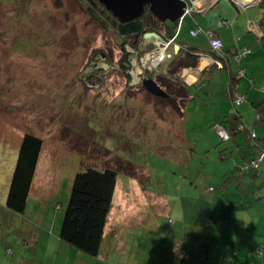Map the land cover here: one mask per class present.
Listing matches in <instances>:
<instances>
[{"label":"rangeland","instance_id":"1","mask_svg":"<svg viewBox=\"0 0 264 264\" xmlns=\"http://www.w3.org/2000/svg\"><path fill=\"white\" fill-rule=\"evenodd\" d=\"M28 1L30 6L26 8ZM228 7L233 9V5L227 0H221L217 4V8H221L223 12ZM27 33L36 39L28 53ZM24 40L26 47L23 45ZM144 40L150 45L145 51L146 57L156 40L152 37ZM119 41L112 28L103 27L100 20L91 15L80 0H0V84L3 85L0 89L7 94L5 99L0 98V161L4 162L0 164V189L4 187L5 180L11 183L24 134L35 131L43 137L44 142L37 162V166L40 163L39 178L36 181V193L32 190V195L35 196L33 200H28L22 213L10 210L12 214L9 217L4 215L7 207L4 203L3 206L0 204V264H21L23 257L32 258L29 246L22 245L23 242L36 244L40 238L35 253H42L43 238L39 235L43 229L53 227L56 222L62 223L74 176L82 168V164H97L99 167L105 163L110 164L111 159L102 162L104 150L100 148L96 154H85L83 161L86 147L93 141L106 144L118 154L124 149L128 158L140 166L141 171L147 172L152 167L155 178L148 185V181L140 182L146 176L144 173L139 174V181L135 175L119 172L111 185L110 211L99 254L87 255L74 246L68 264H141L148 260L147 251L139 249L147 248L150 251L158 235L147 222V217L153 218L158 212L152 202H149V196L156 200L158 191L164 190L159 179L174 172L153 168L158 166L160 160L155 155L149 157L147 140H128L118 134L114 137L107 136L106 133L110 134L112 130L115 132V127L103 132V100L116 103L121 96L129 95L131 91L137 92V95L149 96L139 87L141 82L137 73L131 71L132 78L128 81L122 73L118 64L122 54ZM128 49L131 50L130 47ZM169 58L171 57L167 55L157 69L167 68ZM151 61L152 58L141 65L139 59L133 56V71H136V67H152ZM178 63L179 61L173 60L172 66H177ZM214 71L207 86L213 89L212 95L216 92L221 95L223 87L229 81L228 69L217 66ZM81 76L84 80L80 79ZM10 90L14 92L9 93ZM6 98L14 102L11 103ZM123 111L127 114L131 109L123 106L120 112ZM142 120L143 118L134 122L139 127ZM77 125L78 130L75 129ZM104 125L110 127L107 123ZM217 133L221 137L218 139V146L225 143L226 149H229L222 167L232 170L235 154L231 155L230 152L235 146L229 140H224V136L218 131ZM193 136H200L201 141L204 139L198 131ZM64 137L67 139H63ZM112 138L115 144H112ZM120 145L123 146L120 148ZM156 148H161L159 141ZM222 148H217L216 152V149L206 151L204 147H200L193 156L194 160L205 162L210 158L209 154L215 153L218 161ZM198 153L203 156L198 158ZM116 162L113 159V164ZM228 173L232 175L231 172ZM89 177L96 189L100 190L105 182L115 178V174L111 171L103 173L90 170ZM256 184L258 181L254 182V187ZM218 190L211 191V194L218 193ZM141 192L143 195L138 197L137 193ZM41 201L44 205L37 206ZM128 203L130 206L127 208ZM140 220L143 222L138 223L139 227L135 222ZM29 226L28 236H22L21 230L26 231L25 228ZM191 231L193 230L188 233ZM7 244L11 246L10 250L7 249L8 254ZM51 250L52 244L49 245V253ZM58 264L64 263L60 260Z\"/></svg>","mask_w":264,"mask_h":264},{"label":"crops","instance_id":"2","mask_svg":"<svg viewBox=\"0 0 264 264\" xmlns=\"http://www.w3.org/2000/svg\"><path fill=\"white\" fill-rule=\"evenodd\" d=\"M220 1L195 0L193 9L184 15L179 28L176 30L177 36L172 49L173 52L174 49L176 52L179 48L192 45L195 56H197L195 66L183 67L179 72L180 77L188 84L199 85L195 89L196 96L187 105L186 114L182 120L171 118L163 126L165 135H167L166 140L173 141L174 145L178 143L186 145L185 149L189 153L193 152L192 149L197 152L200 147H204L206 151L216 149L217 152V148L225 144L218 146L220 136L217 133V128L222 126L221 122L224 120L226 112H235L236 110L240 112L245 122L254 123L257 137L262 138L261 145L264 147V121H255L261 115L256 111V104L264 100V7L261 4L242 7L227 0L233 5V9L228 7L223 12L221 8H217ZM244 1L246 3L247 1L251 2V0ZM198 27H202L206 31H213L216 36L222 38L224 45L220 53L211 51L210 36L206 32L195 36L191 34V30ZM177 43L180 45L179 48L176 47ZM242 49H250L251 51L241 58L235 57L234 53ZM223 55L232 58L234 69L231 71L235 74H238L241 68L246 71L244 76L236 77L234 80L235 92L245 96L239 104L234 105L227 86L223 87V94L221 95H217V92L212 95V88L207 94L201 90L207 85L206 82L212 79L216 69L215 65H222L221 56ZM239 61L241 62L239 63ZM208 62L212 64L207 66ZM237 74L236 76H238ZM234 108L235 110H232ZM182 125L184 127L183 136H179L180 129H183ZM195 131L203 135L202 141L199 140L200 136L194 138ZM261 149L264 148L258 147L256 153L258 154ZM240 150H243L241 145L239 152ZM156 152H159L158 148H156ZM198 156L200 158L203 155L198 153ZM208 156L210 158L206 161L210 167V164L214 165L213 161L216 155L211 153ZM192 160L193 163L191 161V165L184 171V175L172 173L159 179L163 183L164 190L158 191L159 194L155 195L156 200L149 196V202H152L154 209H157L158 212L153 218L147 217V222L158 235L155 243L151 245L150 251L147 248L139 249V251H147L148 253V260L141 264H264V249L263 255H255L245 249V247L250 248L251 244L259 246L260 243H264V161L261 164L262 170L257 173L258 175L246 177L247 182L240 189L229 186V189L223 191L224 189L221 187L225 185L220 181H218L220 183L218 186H213L208 182L210 169L204 165V162H197L194 157ZM1 163L4 162L0 161ZM39 168L40 163L36 167L32 186L35 193ZM227 171L225 170L223 178H226ZM235 179L237 178L232 177L226 183L229 185ZM257 181L258 184L254 187V182ZM9 187L10 182L5 180L4 187L0 189V204L4 203L6 207ZM217 189H219L218 193L211 194V191ZM142 193H137L138 197L142 196ZM258 193L259 197L254 198ZM32 194L29 197V202L33 200ZM209 199H220L224 203V206L216 208L217 215L220 216L219 221L212 220V224L216 226L220 224L222 228L229 224L230 227L221 239L216 238L207 249L199 243V240L194 241L192 233L199 229L198 218L202 214L201 212H205V208L208 207L206 203ZM129 206L128 203L127 208ZM7 208L4 210V215L9 217L12 212ZM226 218L231 219V223H228ZM131 220L133 221L132 217ZM139 222H143V220L135 222L136 225ZM138 226L140 227V225ZM60 227L61 223L56 222L53 227L42 230L39 235L43 238L42 253L40 254L35 253L40 238L36 244L23 242L22 245L29 246V255L33 257H23L21 264H58L60 260L64 264H68L70 254L75 247L59 236ZM30 228L31 226L25 228L26 231L21 230L22 236H28L27 232L30 231ZM189 230L193 231L188 233ZM236 232H242L238 239L244 240L245 244L241 246L240 254L233 256L226 251V245L229 242V237L235 236ZM50 244L53 245L51 253H49ZM8 247L11 246L6 245V252ZM219 249H223V253ZM251 260H253L252 263Z\"/></svg>","mask_w":264,"mask_h":264},{"label":"trees","instance_id":"3","mask_svg":"<svg viewBox=\"0 0 264 264\" xmlns=\"http://www.w3.org/2000/svg\"><path fill=\"white\" fill-rule=\"evenodd\" d=\"M80 1L85 4L86 10L90 11L91 15L100 20L103 27L112 28V31H114L120 39L119 47L122 54L118 60V64L121 67L122 73L126 75L125 78L127 81L130 77L132 78L131 71L134 65L131 63V59L133 56L137 57L140 61L144 57L145 51L150 48L149 43L144 40L146 39L145 35L148 32H156L161 36H166L168 33L172 34L177 28L178 23L162 22L151 13L148 7L140 17L129 21H121L107 9L100 0ZM260 4L264 7V0H262ZM29 6L30 4L28 1L25 7L27 8ZM27 37L28 53L32 50L36 43V39L30 33H27ZM23 45L26 47V40L23 41ZM128 47H130L131 50L128 49ZM193 47L192 45H188L185 48H179L178 52H175L174 49L171 58H169V65L167 68H159L157 70L147 69L145 71L148 76L153 77L168 93L167 97L154 95L147 91L142 83H139V87L149 95L148 97L141 96V94L137 95V92L131 91L129 95L121 96L120 101H116V103H111L112 100H103V132L106 133L108 129L115 127V132L112 130L110 134L106 133L107 136L114 137L115 134H118L119 137H126L128 140H147L149 143V157L155 155L156 158L160 160L158 166H153V168L177 174L180 173V175H184V171L191 165L195 151L192 149L193 152L189 153L187 149H185L186 145L181 143L174 145L173 141H167V135H165L163 126L166 124V121H169L171 118L182 120L186 114L185 110L187 105L196 96L195 89L199 87V85H190L179 75L183 67L196 65L197 56H195ZM250 51V49L237 50L234 56L241 58ZM221 58L223 60L221 67H226L229 74L227 90L229 91L234 105L239 104L244 98H242L240 102H237L236 98L238 96H245L235 92L236 85L234 84V80L236 77L244 76L246 71L244 68H241L238 74L236 73L238 76H236V74L231 71L234 69L232 58L231 61L228 60L229 56L226 55L221 56ZM173 60L179 61L177 66H172ZM240 62L241 61H239V63ZM217 66L219 65H215V67ZM80 79L84 80L82 76ZM251 80L253 81V79ZM0 87H3V85L0 84ZM210 89L211 87L206 85L201 90L207 94L210 92ZM11 92H14V90L9 91V93ZM6 95L7 94L0 89V98L4 97L5 99ZM130 98L132 99L129 102ZM6 100L9 101L10 99L6 98ZM10 101L11 103L14 102L13 100ZM115 105H117V107H115ZM123 106L130 107L131 112L127 114H124V111L120 112ZM233 110H235V108ZM256 111L261 115L257 117L255 121H264V100L256 104ZM224 115L225 118L221 124L224 125L229 134L224 140H229L230 143L234 144L235 147L231 149L230 153L231 155H237L233 159L234 168L232 170L228 167H224L231 172L232 175L227 171V179L223 178L225 176V171L222 167V163L229 155V149H226V145H223V148L219 151L220 160L217 161L215 158L213 161L214 165H211L212 167H208L207 161L204 162V165L210 169L208 172V176L210 177L208 182L213 186H218L220 184L218 181H220L225 185L221 187L224 189L223 191L229 189V186L240 189L242 185L247 182L245 180L246 177H255L258 175L257 173L262 170L261 164L264 161V149H261L258 154L256 153L258 147H264L261 145L262 138L257 137L254 123L249 124L245 122L242 115L237 110L235 112H226ZM141 118H143V120L138 127L134 121H138ZM104 123H107L111 128L106 127ZM78 128L79 126L77 125L75 129L78 130ZM160 132L162 133L159 135ZM183 132L184 127L180 129L178 135L183 136ZM63 139L67 138L64 137ZM158 141L161 148L158 149L159 152L157 153L156 144ZM91 144L86 147L83 161L85 160V154H96L98 152L97 149L100 148L102 151L104 150L102 162L104 163L107 162L106 159H111L109 161L110 164L107 165V163H105L103 166L99 167L97 164L89 165L84 162L85 164H82V168L76 172L73 186L69 191L70 197L65 216L61 223L59 236L74 245L80 252L96 256L100 252L104 239V228L106 227L110 211V190L112 183L116 180V175L119 172H124L126 175L137 176L139 180V174L144 173L146 176L139 181L142 183L148 181V185H150L153 178H155V173L153 174L152 167H149L147 172L141 171L139 169L140 166L128 158V153L125 152L124 149H121V154H118L115 152L116 150L108 147L104 143L93 141ZM112 144H115L113 138ZM240 145L243 150L239 152ZM43 146V137H41L39 133L27 131L24 134L6 197V205L9 210L13 212L22 213L25 211L29 197L32 194L36 166ZM121 146L123 145L118 147L121 148ZM92 151L94 153H92ZM112 158L117 160L115 164H113ZM90 170L103 173L111 171L115 174V178H113L112 181L105 182L104 186L100 187V190H97V187L93 185L89 177ZM143 170H145V168H143ZM84 175L87 177L84 178ZM232 177L237 179L233 180L228 185L226 181ZM248 183H250V181H248ZM258 195L259 193L255 195L254 198L259 197ZM32 196L35 197L34 195ZM39 204L44 205L42 201L41 203H37V206ZM206 204L208 207L205 208V212H201L202 214L198 218L200 227L192 233L194 241L196 242L199 240V243L203 244L205 248L214 243L216 238L221 239L225 231L230 227L229 224L224 228H222L220 224L217 226L212 224V220H216V222L219 221L220 216L218 217L216 208L218 206H224L222 200L209 199ZM226 219L228 223H231V219ZM241 233L242 232H236L235 236H230L229 242L226 245V251L233 254V256L240 254L242 250L241 246L245 244L244 240L238 239L242 235ZM8 248L11 249V247ZM245 249L249 250L252 254L263 255L264 243H260L259 246L251 244L250 248L245 247ZM219 250L223 253V249ZM177 254L180 255L179 253Z\"/></svg>","mask_w":264,"mask_h":264},{"label":"water","instance_id":"4","mask_svg":"<svg viewBox=\"0 0 264 264\" xmlns=\"http://www.w3.org/2000/svg\"><path fill=\"white\" fill-rule=\"evenodd\" d=\"M115 16L121 21H129L144 14L146 7L151 13L163 22H181L187 13L188 6L194 0H100ZM236 3L235 0H229ZM262 0H254L253 3H246L247 6H258ZM241 0L238 1L240 3ZM249 4V5H248ZM244 7V6H242ZM146 36L161 38L156 32H148ZM179 48V44H176ZM212 51V50H211ZM213 52V51H212ZM212 57V56H211ZM231 61V58L228 59ZM208 64V65H207ZM209 66L212 63H207ZM143 75V70H139V78ZM142 83L147 91L154 95L167 97L168 93L151 76H142Z\"/></svg>","mask_w":264,"mask_h":264},{"label":"clouds","instance_id":"5","mask_svg":"<svg viewBox=\"0 0 264 264\" xmlns=\"http://www.w3.org/2000/svg\"><path fill=\"white\" fill-rule=\"evenodd\" d=\"M195 1V0H194ZM247 3H253V2H250V1H247ZM235 4H238V5H240V6H244V7H246L247 6V4H246V2L244 1V0H241V2L240 3H238V2H236ZM193 5H194V2H193V4H191V5H189L188 6V9H187V13L191 10V9H193ZM249 5V4H248ZM166 22H168V21H166ZM168 23H172V22H168ZM178 24H177V28H176V30L179 28V25H180V23L181 22H177ZM198 28H200V27H198ZM197 28V29H198ZM202 28V27H201ZM203 29V28H202ZM176 30L174 31V32H172V35L176 38V36H177V33H176ZM192 30H196V29H192ZM191 30V31H192ZM210 31V30H209ZM203 32H206V30H204L203 29V31L202 32H199L198 34H200V33H203ZM213 32V31H212ZM192 34V33H191ZM198 34H196V35H198ZM192 35H194V34H192ZM215 35V34H214ZM195 36V35H194ZM216 36V35H215ZM145 37H152V38H156V37H154V36H146L145 35ZM156 41H154L153 42V49L152 50H150L149 52H148V54H150L152 51H154L155 49H157V48H160V47H163L164 45H166V43L167 42H165V40H167L166 39V37L163 35V36H161V38H156L155 39ZM174 44H175V42H172V43H168L167 44V46H166V48L163 50V49H161V52H160V54H163V52L165 53L164 54V56H163V58L157 63V65L156 66H153V67H143V68H140V69H142L143 70V75H141V77L139 78V70L140 69H138L137 67H136V71H133L134 70V68H133V70H132V72H135V73H137V75H138V80H140L139 82H141L142 83V76L144 77V76H148L147 74H146V70L148 69V70H152V69H157V67L160 65V63L161 62H163L165 59H166V57H167V55H169L170 57H171V55H172V53H173V51H172V49H173V47H174ZM177 44H179V43H177ZM211 45V44H210ZM224 45V44H223ZM170 46V47H169ZM179 47H180V45H179ZM171 50V51H170ZM178 50V49H177ZM211 50L213 51V49L211 48ZM223 50V48L220 50V51H222ZM220 51H213L214 53H218V52H220ZM149 56H151V55H148V56H144L141 60H140V63H141V65L144 63V62H147L146 61V59H147V57H149ZM131 72V73H132ZM143 84V83H142ZM233 110V109H232ZM231 112H233V111H231ZM222 125V124H221ZM222 127H224V125H222ZM225 128V127H224ZM225 131L227 132V130L225 129ZM227 134H228V132H227ZM228 136H229V134H228ZM225 138H227V137H224V139ZM9 250H10V248H8ZM257 250V249H256Z\"/></svg>","mask_w":264,"mask_h":264},{"label":"built area","instance_id":"6","mask_svg":"<svg viewBox=\"0 0 264 264\" xmlns=\"http://www.w3.org/2000/svg\"><path fill=\"white\" fill-rule=\"evenodd\" d=\"M235 1L238 2L239 0H235ZM253 1L254 0H251V2H253ZM202 31H203V29L200 27V28H198L196 30H192L191 33L196 35V34H198L199 32H202ZM206 33L210 36V44H211V48L213 49V51H220L223 48V40H222V38L218 37V36H215L212 31H206ZM167 44L168 43H166V45H164L163 47L155 49L154 51H152L149 54L151 56L147 57L146 61H148V60H150L152 58V61H151L152 67L156 66L157 63L163 58L165 53L163 52V54H160V52H161V49L164 50L166 48ZM242 98H244V97L243 96H238L236 98V101L240 102L242 100ZM217 130L222 136L228 137V134L225 131L224 127H222V126L218 127Z\"/></svg>","mask_w":264,"mask_h":264},{"label":"flooded vegetation","instance_id":"7","mask_svg":"<svg viewBox=\"0 0 264 264\" xmlns=\"http://www.w3.org/2000/svg\"><path fill=\"white\" fill-rule=\"evenodd\" d=\"M147 8V7H146ZM163 22V21H162ZM170 33H168V35H166L165 37H166V39L167 40H165V42H167V43H172V42H175V37L172 35V34H170ZM170 47V46H169Z\"/></svg>","mask_w":264,"mask_h":264}]
</instances>
